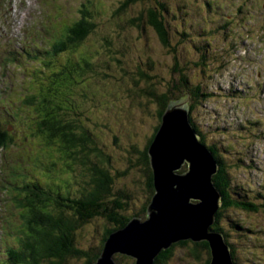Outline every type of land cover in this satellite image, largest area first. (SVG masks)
<instances>
[{
	"label": "rangeland",
	"instance_id": "374dc122",
	"mask_svg": "<svg viewBox=\"0 0 264 264\" xmlns=\"http://www.w3.org/2000/svg\"><path fill=\"white\" fill-rule=\"evenodd\" d=\"M3 2L9 22L0 29V52L20 54L14 57L18 62L10 67L9 81L0 83V92L5 88L0 129L9 130L10 140L0 148V261L9 262L6 254L30 236L27 225H21L28 218L22 215L24 200L16 192H24L35 172L48 185L45 189L56 194L79 197L88 188L84 182L89 180V165L61 156L56 137L54 147L44 146L47 133L39 130V116L48 114L49 122L89 130L93 146L110 157L106 169L115 177L113 192L130 197L125 216L147 219L146 180L139 160L162 121L157 104L141 91L160 93L170 83L179 87L176 71L182 70L191 84L203 85V92L210 94L187 103L193 106L190 116L206 145L214 146L226 161L229 196L259 206L257 212L225 207L218 228L237 264H264V0H149L120 14L116 12L125 0ZM157 7L168 30V48L147 24H129L141 11ZM86 12L95 24L90 38L58 58L47 55L54 39L64 38ZM139 70L152 81L136 84ZM30 90L33 106L25 102ZM180 90L174 89L175 94ZM91 157L96 163L94 154ZM188 169L184 164L176 174ZM112 227L100 218L91 221L76 231L77 246L95 253ZM192 248L191 243L177 246L170 260L160 264H205L206 254L200 252L196 259ZM121 256L115 255L117 263ZM86 261L84 257L67 264ZM121 263L134 264V259L125 256Z\"/></svg>",
	"mask_w": 264,
	"mask_h": 264
},
{
	"label": "trees",
	"instance_id": "16d2710c",
	"mask_svg": "<svg viewBox=\"0 0 264 264\" xmlns=\"http://www.w3.org/2000/svg\"><path fill=\"white\" fill-rule=\"evenodd\" d=\"M3 1L4 0H0V29L5 28L9 22L8 13L3 14V11L6 8ZM147 1L149 0H125L123 7H121L116 14L123 13L124 10L128 9L131 5H138ZM160 12L161 9L159 7L148 10L145 9L140 12L138 17L131 19V21L129 20V24L134 27L147 24V26L153 29L157 34L162 45L168 48L170 44L168 30L165 21L161 18ZM1 15L4 16L2 17ZM85 16L86 17H82L77 23L67 29L66 33L62 35L64 38L54 39L52 45L50 46L52 51H47L46 54H51L54 58H58L62 56L64 52L74 51L79 45L88 40L90 38L89 36L94 31L95 24L92 17L89 16L87 12L85 13ZM3 37H0V41ZM22 52L26 56H29L25 50H22ZM19 54L20 53L16 51H6V49L0 52V65L4 74L3 76L0 74V83H7L9 81L10 67L12 64L13 66H16L18 59L14 57ZM38 55L44 56L45 54L38 51ZM47 62V65L51 64L50 61ZM124 72L129 76L135 77L134 75L127 73L126 70ZM176 72L179 77L177 81H180L179 87L176 86V84L170 83L168 87L160 93H157L156 90L152 88L150 91H141L144 96L146 95L147 97L152 98L157 104L159 123L162 121L161 118L166 113L165 111L167 108L171 106L170 104H172V102L189 100L188 102L196 103L201 100L203 101V99L210 98V94L203 92V85L191 84L182 70H177ZM136 75V84L141 81L144 83L152 81V77L141 70H139ZM174 89H181L179 91L180 94L176 95ZM31 91L32 90L29 91L25 100L27 104H30L29 106H33V103H31L33 101ZM4 93L5 88L2 92H0V96H3ZM29 98H32V100ZM187 105L189 107V121L192 128L200 137L201 144L210 151L218 164V172L214 175L213 182L215 187L222 194V206L217 212L216 222L211 230L222 234L217 223L220 220L221 213L225 207L241 208L244 211L257 212L259 206L249 202H242L241 199L243 198H236L235 196V199H232L229 196L231 180L228 174L226 161H224V158L219 153V150H217L214 146L206 145L201 132L191 119L190 115L193 106L190 103H187ZM58 110L61 111V109ZM47 117L48 114L46 116H39L41 121L39 130L47 133L45 135L46 142L43 141V145L54 147L52 138L56 137L59 140V147L56 149L61 156L64 158H70L69 160L71 161L80 159L82 164L89 165V167H87V170H89V180L84 182L88 188H86L79 197L72 198L69 192H67L66 196L60 193L56 194L45 189L48 185L46 182H42L39 178H37L39 172H36L35 179L32 180L31 183L23 186V188H25L24 192H16V194L21 196L24 200V208L21 210L24 212L22 214L23 217L28 218L26 225L30 236L21 238L20 245H17L19 249H17L18 247L16 248L17 250L15 248H11V250L6 254L5 257L9 259V262L0 261V264H10V261H12V264H67L73 259L79 260L84 257L87 258L86 264L96 263L101 257L106 242L109 240L110 236L113 233L125 228L129 224L130 219H132L124 214L128 207L126 201H128L130 197L120 193L115 194L113 192L112 187L115 177H112L110 172L106 169V165H109L110 163V157H107L99 147L93 146L89 130L82 126L80 131H77V128H72L69 125H61L60 120L49 122ZM158 130L159 126L156 127L155 132L150 138L145 150L141 152V158L139 160V164L143 167L146 180L145 187L147 192V203L143 208L145 214H147L148 206L156 193L154 187V175L148 151ZM8 132L9 131L7 129H0V148H4L9 145L10 140L8 138ZM88 148H90V151L86 154V150ZM53 153L55 155V149ZM90 154H94L96 163L93 162L92 157L90 158ZM66 162L69 163L70 161L66 160ZM44 179L45 178L42 180ZM18 186L21 185L17 184L16 187ZM41 186H43V188ZM12 204H17V202L13 201ZM99 218L105 220L113 227L108 228L106 231L100 248L95 253L90 254L87 251L79 249L75 241V235L77 233L76 231L82 226ZM190 243L193 245L191 256L199 259L200 252H203L206 254L207 258L205 260V264H211L212 256L210 253L209 243H194L191 241L180 242L173 245L168 250H162L160 255L156 258L155 264L167 263L172 257L177 246H186ZM231 254L234 264H237L234 259L235 254L233 251H231ZM125 256L126 255H122L120 257V263H117L116 258V263L122 264V258H125ZM126 257L131 258L129 256Z\"/></svg>",
	"mask_w": 264,
	"mask_h": 264
},
{
	"label": "water",
	"instance_id": "95a60500",
	"mask_svg": "<svg viewBox=\"0 0 264 264\" xmlns=\"http://www.w3.org/2000/svg\"><path fill=\"white\" fill-rule=\"evenodd\" d=\"M186 103L171 104L148 151L156 190L149 219L113 234L98 264H115V253L154 264L162 250L187 240L208 242L211 264H234L223 235L211 230L222 206L213 182L218 164L192 128ZM184 164L189 171L176 174Z\"/></svg>",
	"mask_w": 264,
	"mask_h": 264
},
{
	"label": "bare ground",
	"instance_id": "6f19581e",
	"mask_svg": "<svg viewBox=\"0 0 264 264\" xmlns=\"http://www.w3.org/2000/svg\"><path fill=\"white\" fill-rule=\"evenodd\" d=\"M166 112H167V111H166ZM35 173H36V172H35ZM43 178H44V177H43ZM19 185H21V184L19 183ZM155 194H156V193H155ZM155 194H154V196H155ZM154 196H153V197H154ZM152 200H153V199H152ZM151 202H152V201H151ZM148 208H149V206H148ZM146 216H147V219L144 220V221H142V219L139 218L140 216H138V217H134V218L130 219L129 224H130V223L132 222V220H134V219H139V220H141L142 223H144L145 221H147V220L149 219V216H148V209H147V214H146ZM21 220H23V219H21ZM25 224H26V223L21 224V225H25ZM129 224H128V225H129ZM128 225H127V226H128ZM19 226H20V225H19ZM127 226H126V227H127ZM126 227H125V228H126ZM125 228H123L122 230H124ZM120 231H121V230H120ZM118 232H119V231H118ZM115 233L117 234V232H115ZM115 233H113V234H115ZM113 234H112V235H113ZM112 235H111V236H112ZM111 236H110V238H111ZM110 238H109V240H110ZM109 240H108V241H109ZM108 241H107V242H108ZM187 241H191V242H193L192 240H187ZM224 241H225V239H224ZM107 242H106V244H107ZM183 242H185V241H183ZM202 242H204V241H202ZM179 243H180V242H179ZM194 243H199V242H194ZM225 243L227 244L226 241H225ZM227 245H228V244H227ZM228 246H229V245H228ZM105 248H106V245H105V247H104V250H105ZM229 248H230V247H229ZM104 250H103V252H102V255H103V253H104ZM230 251H232V250L230 249ZM116 254H117V253H115V254L112 256V260H113V262H114L115 264H116V261H115V255H116ZM118 254L123 255V254H121V253H118ZM102 255H101V257L98 259V261L102 258ZM129 257H130V256H129ZM131 258H133V257H131ZM156 258H157V257H156ZM133 259H134V262L137 264V262H138V258L135 257V258H133ZM98 261H97L96 263H92V264H98V263H99ZM155 262H156V259H155ZM154 264H155V263H154Z\"/></svg>",
	"mask_w": 264,
	"mask_h": 264
}]
</instances>
